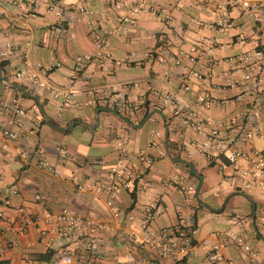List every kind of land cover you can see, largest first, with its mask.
Listing matches in <instances>:
<instances>
[{
    "label": "crops",
    "instance_id": "0c3cea01",
    "mask_svg": "<svg viewBox=\"0 0 264 264\" xmlns=\"http://www.w3.org/2000/svg\"><path fill=\"white\" fill-rule=\"evenodd\" d=\"M59 1L65 5L62 18L49 12L43 0L35 9V17L22 16L29 9L25 0H0V52L7 47L12 49L9 59L0 67L4 71H0V98H9L15 93L7 85L13 87L11 84L17 81L25 87L24 95L28 98H22V104L29 110L20 129V139L9 143L6 149L2 148L1 128L6 125L7 117L0 115V195L10 196L12 204L7 207L0 202V210L13 217L16 214L14 207L18 206L33 211L44 208L58 211L66 206L80 215H93L108 227L97 239L98 249L104 257L102 264H123L130 256L148 259L153 252L129 240L125 222L112 215L107 201L112 198L121 212H131L136 224L141 221L143 207L157 201L162 213L153 223L155 229L175 224L179 205L189 228L194 225L191 230L194 239L190 250L192 262L206 255L213 242L212 232L225 238L223 253L227 259L241 263L245 257L242 246L232 236L249 242L259 259H264V240L261 238L264 237V193L257 189L240 190L225 182L217 172V160L208 161L201 150L205 137L174 119L171 110L160 106L156 100L158 93H169L180 106L199 110L214 122L225 119L236 109L234 98L237 94H246L256 100L260 93L251 86L242 89L237 84L238 72L230 84H226V80L219 81V75L229 69L225 62L228 55L255 48L264 50V21H255L245 13L233 10V27L220 34L208 23L213 17L212 6L225 0H207L205 5L194 0H149L153 5L167 8L169 21L162 22L150 14L140 16L125 35L109 39V51L113 58L121 60L119 66L109 61L94 63L81 73L73 71L74 58L96 52L94 39L86 28L88 17L72 8V0ZM95 9L102 17L101 28L110 29L115 24L110 0H96ZM191 18L199 23L192 22ZM61 22L65 30L57 38L52 30ZM215 35H219L221 41L215 55H201L195 65L203 80L192 79L191 89L185 91L182 68L174 65L171 57L179 49L190 51L200 37ZM157 47H163V60L148 61L145 54ZM57 62L60 66L54 67ZM9 64L25 74L16 77ZM4 74L7 82L3 79ZM45 84L72 91L73 101L58 111ZM101 89H114L116 94L132 103L133 110L114 113L113 109L101 104H88L92 91ZM203 91L215 99V104L207 110L201 109L195 101L196 95ZM34 100L37 107L33 105ZM147 109L148 113L161 110L167 125L169 123V143L172 141L181 153L179 157L191 161L202 176L201 181L196 178L190 203H185L183 193L170 181L178 171H185V167L167 155L159 156L148 146L153 128L162 131L164 143V126L158 113L147 119V115L143 117ZM34 119L40 120L36 132L32 130ZM262 134L245 141L240 134L227 128L222 135L230 149L264 152V125ZM121 138L129 140L131 151H147L154 157L153 164L134 184V202L131 191L114 185L108 177L109 167L120 159L117 143ZM60 148L67 151L66 159H61ZM38 150L43 151V157L55 167L56 174L40 166ZM20 152H24L25 157ZM11 187H15L17 193H7L6 189ZM36 193L43 195L44 206L33 201ZM53 252L54 249L33 229L22 245L6 255L4 262L50 264ZM162 264L175 263L164 260Z\"/></svg>",
    "mask_w": 264,
    "mask_h": 264
},
{
    "label": "built area",
    "instance_id": "2783aa9c",
    "mask_svg": "<svg viewBox=\"0 0 264 264\" xmlns=\"http://www.w3.org/2000/svg\"><path fill=\"white\" fill-rule=\"evenodd\" d=\"M28 11L22 16L35 17V9L41 0H25ZM46 9L56 17L62 18L65 5L59 0H43ZM96 0H72V8L81 15L88 17L86 28L93 37L96 46L94 54H79L74 58L73 71L81 72L88 65L97 63L103 64L105 61L119 66L121 60L112 57L109 51V39L111 36L125 35L137 19L144 14L162 22L170 19L167 8L161 5H153L149 0H110V9L114 12L115 24L110 29H102L101 14L95 9ZM201 5L207 4V0H194ZM233 10L241 11L255 21H264V0H225L215 3L212 6L213 17L208 25L215 28L218 33H223L233 27L231 13ZM191 21L198 24L199 21L191 18ZM62 23V24H61ZM52 30L55 37L59 38L64 32L63 22ZM221 44L219 35L200 37L190 51L179 49L171 57L174 65L180 66L183 89H191V80H203V76L195 69V65L201 55L213 57L215 50ZM11 48L7 47L0 52V63L9 59ZM163 47H157L155 51L145 54L150 62L162 61ZM229 69L219 75V81L226 80V84L234 82L236 73L239 78L237 84L242 89H248L260 93L256 100H252L248 95L239 93L234 100L237 107L229 115L219 121L203 114L201 111L188 106H180L177 100L169 93H158L156 100L162 107H168L172 112V117L183 122L185 126L191 127L194 131L201 133L205 140L202 142L201 150L208 161H216L215 166L221 178L228 184L240 190L257 189L264 193V152L257 149L244 151L239 148L230 149L225 142L223 131L231 129L240 134L242 140L251 141L255 137H261L264 125V50L251 49L240 51L239 53L228 55L225 58ZM60 63L54 64L59 67ZM9 67L16 77L23 76L25 71L14 69L12 64ZM33 79L34 75L32 76ZM37 81V80H36ZM72 83V79L69 80ZM44 83H41L43 85ZM49 95L57 103V110L62 111L73 101V92L45 84ZM195 101L203 110L210 109L215 104L214 97L207 91L196 95ZM88 104L109 107L117 112H131L132 103L123 95L116 94L114 89H101L92 91V97ZM29 114V110L22 104L20 93H13L9 98H0V115L7 117V123L1 128L3 137L2 148L6 149L11 142L20 139V129ZM40 126V120H33V132ZM163 133L157 128H153L149 133L148 146L154 148L159 156H166L165 145L163 143ZM129 140L121 138L117 143L120 159L108 169V177L114 183L128 191L135 190V182L145 172L146 168L154 162V157L147 151H131ZM41 155L40 166L54 174L57 170L43 157V151H37ZM25 157L24 152H20ZM61 159L67 158V151L59 149ZM173 185L183 193L185 203L193 200L195 192L196 178L191 176L187 170L178 171L174 178L170 179ZM83 190L81 186H78ZM7 193L15 194L17 189L11 187L6 189ZM33 201L45 205V199L40 193H36ZM0 202L7 207H11L10 196L0 195ZM107 206L112 215L125 222L128 230V238L135 245L149 249L153 256L148 259L128 257L123 264H162L164 260H171L175 264H264V259H259L255 248L242 237L232 236L239 243L245 257L241 263H235L227 259L223 253L226 247V240L218 232L210 235L213 242L209 245L206 255L192 262L190 260V250L194 246V239L191 235L189 224L187 223L181 206H177V222L173 225L160 226L154 228V221L161 215L162 208L157 201L147 203L142 209L141 221L136 224L131 212H121L114 205L112 198L107 201ZM15 216H6L0 210V264L4 262L6 255L14 248L25 242L27 235L35 229L38 237L45 240L47 245L54 249L50 264H102L103 254L98 249V235L107 231L108 227L101 220L93 215H80L69 207H61L58 211L43 209L33 211L29 208L14 207ZM234 223L235 221H231ZM264 224V217L262 219ZM31 262V261H29Z\"/></svg>",
    "mask_w": 264,
    "mask_h": 264
},
{
    "label": "water",
    "instance_id": "95a60500",
    "mask_svg": "<svg viewBox=\"0 0 264 264\" xmlns=\"http://www.w3.org/2000/svg\"><path fill=\"white\" fill-rule=\"evenodd\" d=\"M0 71L2 73H4V71L2 69H0ZM4 81H8L7 77L5 76L4 74ZM14 88H16L19 92H21L22 94H25L26 95V92L24 90L23 87H21L20 85H17V84H11ZM99 111V109H98ZM112 112L116 113L115 110H112ZM153 113H158L161 118H162V121H163V126H164V145H165V150H166V154L167 156L174 162H178V163H182L183 165H185L188 170L194 175L196 176L197 178L200 179V181L202 180V176L201 174L197 171V169L195 168V166L193 165V163L183 157H177V156H173L170 152V146H169V128H168V125L166 123V119H165V116L163 115V113L161 112L160 109H154L153 111L149 112L146 116V119L149 118ZM200 188V186L198 187V189ZM198 193V191H197ZM253 220H254V217H253ZM255 230H256V233L259 235V232L258 230L256 229V227L254 226ZM260 236V235H259ZM261 237V236H260ZM263 240H264V237H261Z\"/></svg>",
    "mask_w": 264,
    "mask_h": 264
},
{
    "label": "trees",
    "instance_id": "16d2710c",
    "mask_svg": "<svg viewBox=\"0 0 264 264\" xmlns=\"http://www.w3.org/2000/svg\"><path fill=\"white\" fill-rule=\"evenodd\" d=\"M0 67H3L2 63H0ZM1 82H2V81H1ZM13 84H17V85H20V86L24 87L22 84H20V83L17 82V81H13ZM7 86H8V88L14 90L15 92L20 93L16 88L11 87V86H9V85H7ZM24 88H25V87H24ZM20 94H21L22 98H24V99L28 98V97H26L24 94H22V93H20ZM33 105H34L35 107H37V104H36L35 100H34V102H33ZM147 113H148V109L144 112L143 117L146 116ZM168 125H169V123H168ZM169 146H170L171 154H172L173 156H177V157L181 156L180 151H179L178 149L175 148L174 143H173L172 141H170ZM179 164L182 165V166H184L185 169L187 170V172H188L191 176L197 178L196 176H194V175L188 170V168H187L185 165H183V164H181V163H179ZM210 164H211V163H210ZM130 195H131L132 200H133V202H134L135 199H136L135 191H134V190L131 191V192H130ZM193 228H194V225L191 227L190 232H191V230H192Z\"/></svg>",
    "mask_w": 264,
    "mask_h": 264
}]
</instances>
